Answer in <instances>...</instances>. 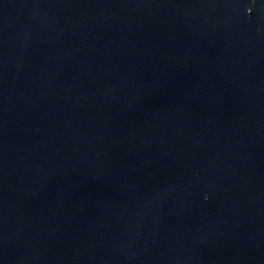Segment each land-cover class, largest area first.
<instances>
[{
    "label": "water",
    "instance_id": "water-1",
    "mask_svg": "<svg viewBox=\"0 0 264 264\" xmlns=\"http://www.w3.org/2000/svg\"><path fill=\"white\" fill-rule=\"evenodd\" d=\"M0 264H264V0H0Z\"/></svg>",
    "mask_w": 264,
    "mask_h": 264
}]
</instances>
